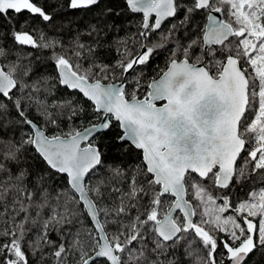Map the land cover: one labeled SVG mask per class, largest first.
Returning <instances> with one entry per match:
<instances>
[{"label":"snow or ice","instance_id":"obj_1","mask_svg":"<svg viewBox=\"0 0 264 264\" xmlns=\"http://www.w3.org/2000/svg\"><path fill=\"white\" fill-rule=\"evenodd\" d=\"M102 2L0 0V264H248L264 186L232 189L264 181V0Z\"/></svg>","mask_w":264,"mask_h":264},{"label":"trees","instance_id":"obj_2","mask_svg":"<svg viewBox=\"0 0 264 264\" xmlns=\"http://www.w3.org/2000/svg\"><path fill=\"white\" fill-rule=\"evenodd\" d=\"M56 0H47L48 4H54ZM109 3V0H103V2L100 5V8H103L105 4ZM120 3V0H115V3L113 6L118 5ZM119 10V9H117ZM99 13V9L93 8L92 10H80V11H74L70 12L68 15L65 16L63 21L57 20V23H63L66 28H72L73 30L77 28H82L83 25L87 24L90 21H95L97 15ZM27 18V14L24 16L19 17L20 20H24ZM116 19V18H113ZM37 28H42V25H40L36 21H32ZM117 23L121 25L120 31L117 33H110L108 39L110 41H115V39L118 37L120 39H127L129 36L134 34L137 31V25L139 23V17H132L129 18L127 15H122L117 19ZM169 24L166 23L163 26V29L166 30L168 28ZM46 31L50 30L46 29ZM159 37L158 35L154 34L152 39L155 41ZM179 39L183 40L184 35L180 34ZM167 47H171V45H168ZM29 49H26L28 51ZM167 48L161 49L152 59V61L149 63L147 69H146V75L152 76L155 74V72L160 68L163 67L166 59H167ZM118 56V53L115 51H109L108 53V59L114 60ZM112 155H115V153H112ZM240 163H243L241 161ZM264 186V181L260 179L259 176H255L254 178L252 176L249 177L247 181H245L242 184H237L232 189V195L236 201L243 200L246 198L247 194L253 190V189H259L260 187ZM248 264H264V249L260 251H256L253 255H251Z\"/></svg>","mask_w":264,"mask_h":264},{"label":"water","instance_id":"obj_3","mask_svg":"<svg viewBox=\"0 0 264 264\" xmlns=\"http://www.w3.org/2000/svg\"><path fill=\"white\" fill-rule=\"evenodd\" d=\"M165 24H166V23H165ZM165 24H164V25H165ZM164 25H163V26H164Z\"/></svg>","mask_w":264,"mask_h":264}]
</instances>
